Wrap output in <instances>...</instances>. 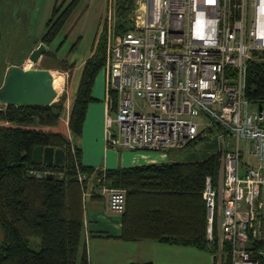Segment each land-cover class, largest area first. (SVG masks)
<instances>
[{
	"label": "built area",
	"instance_id": "obj_1",
	"mask_svg": "<svg viewBox=\"0 0 264 264\" xmlns=\"http://www.w3.org/2000/svg\"><path fill=\"white\" fill-rule=\"evenodd\" d=\"M104 14L106 148L166 153L212 135L217 172L201 191L206 250L212 264L225 249L229 264H258L264 107L248 112L254 105L244 99L243 81L247 64L264 52V0H135L124 32L114 27L115 0ZM96 194L110 212H123V190Z\"/></svg>",
	"mask_w": 264,
	"mask_h": 264
},
{
	"label": "trees",
	"instance_id": "obj_2",
	"mask_svg": "<svg viewBox=\"0 0 264 264\" xmlns=\"http://www.w3.org/2000/svg\"><path fill=\"white\" fill-rule=\"evenodd\" d=\"M134 1L115 0L116 31L129 29ZM78 2L54 4L39 43L46 48L53 43ZM104 56L105 28L95 36L82 64L67 112L62 101L0 108V264H87L82 205L85 197L98 200L96 190L101 187L124 191L119 239L206 250L201 191L204 178L216 176V150L157 165L102 170L81 164V129L87 106L94 101L91 88ZM59 65L69 79L74 65L66 66L64 61ZM243 96L248 103L264 107V52L246 66ZM204 138L197 136L187 147ZM34 146L62 149L63 165L46 168L32 163ZM36 173L61 179L46 180ZM78 175L83 176L80 182ZM220 264H229L227 249Z\"/></svg>",
	"mask_w": 264,
	"mask_h": 264
},
{
	"label": "crops",
	"instance_id": "obj_3",
	"mask_svg": "<svg viewBox=\"0 0 264 264\" xmlns=\"http://www.w3.org/2000/svg\"><path fill=\"white\" fill-rule=\"evenodd\" d=\"M82 1L79 0L63 27L68 21H70V25L75 20L78 23L81 17V10L77 11V7L83 5ZM87 2L93 4L92 12L94 15L93 19L95 20V25L91 26V28H94L92 47L100 18L106 5V0H84V3L87 4ZM55 3H58V0H46L49 15L44 20L43 26L40 25L42 28L41 31L37 32V34L40 32L38 39L33 41L28 49V53L19 63H11L5 67L0 85L9 67H23L25 62L28 61L30 52L40 42L39 40L44 32L45 23L49 19L51 9ZM86 7H88V4ZM74 24L72 26H75ZM40 26L37 25L35 31ZM94 101L100 103L94 112L95 116L88 109L89 103L81 129L79 147L81 149L82 165L107 170L169 163L164 162L167 157L166 153H160L156 156L151 154H136L129 160H124L119 152L127 150H115L118 151V155L117 158L112 160L111 153H108V148L105 145L106 118L111 116V112H109L104 97L103 100L94 99ZM93 117L95 119H92ZM98 197L99 199L94 201H90L88 197H85L82 205L83 243L86 251L87 264H212L207 250H199L191 246L171 245L152 240L123 241L119 239L121 233V213L110 212L107 208L105 197L100 195Z\"/></svg>",
	"mask_w": 264,
	"mask_h": 264
},
{
	"label": "rangeland",
	"instance_id": "obj_4",
	"mask_svg": "<svg viewBox=\"0 0 264 264\" xmlns=\"http://www.w3.org/2000/svg\"><path fill=\"white\" fill-rule=\"evenodd\" d=\"M61 1L58 0V2ZM82 4L77 7L78 9L76 8L77 11L81 10V17L78 23L75 20V24L73 23L75 26H72L73 24L70 25V21L65 24L53 43L46 48L45 52L48 55H45L44 52L32 64L29 65L30 62L26 61L24 65L26 68L30 66L32 69L48 70L49 83L57 91L51 104H56L59 101L64 102L66 112L73 98L82 64L91 53L92 40L94 39V28H91V26L95 25L92 12L93 4L87 2L88 7H86L87 4L84 3V0ZM105 8L100 18L96 35L105 28L103 25ZM48 15L49 8L46 6V0H0V81L5 67L11 63H19L28 53V49L33 41L38 39L40 32L38 34L37 32L41 31L44 20ZM37 25L42 26L38 27L35 31ZM74 44L75 47L73 48ZM71 49L72 52L69 53ZM62 61H64L66 66L70 64L74 65L69 79H67L68 71H64L59 65ZM103 86L104 74L101 69L91 88V97L103 100ZM99 104L93 101L88 106V109L94 116V112L99 107ZM3 106L0 103V108H3ZM254 111H256V106L248 108V112ZM92 119H95V117ZM64 120L65 118L63 122ZM216 148L217 145L214 138L208 134L204 140L197 142L193 147H187L181 151H167V157L164 162L180 161L190 156L201 157L216 150ZM108 153H111L112 160L117 158L118 151L108 149ZM119 153L124 160H129L136 154H151L153 156L160 154L153 151H120Z\"/></svg>",
	"mask_w": 264,
	"mask_h": 264
},
{
	"label": "water",
	"instance_id": "obj_5",
	"mask_svg": "<svg viewBox=\"0 0 264 264\" xmlns=\"http://www.w3.org/2000/svg\"><path fill=\"white\" fill-rule=\"evenodd\" d=\"M46 51L39 43L28 57L30 64ZM57 91L49 83L46 69L9 67L0 85V103L4 106H49ZM31 162L40 163L46 168H60L63 165V150L51 147L34 146L31 150ZM46 180H60V175L45 174Z\"/></svg>",
	"mask_w": 264,
	"mask_h": 264
},
{
	"label": "bare ground",
	"instance_id": "obj_6",
	"mask_svg": "<svg viewBox=\"0 0 264 264\" xmlns=\"http://www.w3.org/2000/svg\"><path fill=\"white\" fill-rule=\"evenodd\" d=\"M25 68H26V66H25Z\"/></svg>",
	"mask_w": 264,
	"mask_h": 264
}]
</instances>
